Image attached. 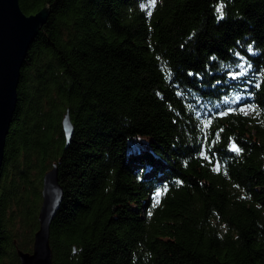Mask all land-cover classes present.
<instances>
[{
	"label": "trees",
	"instance_id": "trees-1",
	"mask_svg": "<svg viewBox=\"0 0 264 264\" xmlns=\"http://www.w3.org/2000/svg\"><path fill=\"white\" fill-rule=\"evenodd\" d=\"M146 1L19 0L49 14L6 135L0 264L31 251L53 163V264H264V0Z\"/></svg>",
	"mask_w": 264,
	"mask_h": 264
},
{
	"label": "water",
	"instance_id": "water-1",
	"mask_svg": "<svg viewBox=\"0 0 264 264\" xmlns=\"http://www.w3.org/2000/svg\"><path fill=\"white\" fill-rule=\"evenodd\" d=\"M48 14L47 7L27 14L21 9L19 0H0V170L6 135L17 103L20 69L29 45ZM61 126L68 144L74 130L68 110L61 119ZM62 197L63 188L59 182L57 164L53 163L42 176L38 227L34 232L31 251L16 250L20 264H53L50 225Z\"/></svg>",
	"mask_w": 264,
	"mask_h": 264
},
{
	"label": "snow or ice",
	"instance_id": "snow-or-ice-1",
	"mask_svg": "<svg viewBox=\"0 0 264 264\" xmlns=\"http://www.w3.org/2000/svg\"><path fill=\"white\" fill-rule=\"evenodd\" d=\"M216 11L219 13L218 19H223V11H222V7L221 8H217ZM234 150L239 151V149H236L235 146ZM217 170H219V166H217ZM157 197L160 195L159 192L156 193Z\"/></svg>",
	"mask_w": 264,
	"mask_h": 264
},
{
	"label": "rangeland",
	"instance_id": "rangeland-1",
	"mask_svg": "<svg viewBox=\"0 0 264 264\" xmlns=\"http://www.w3.org/2000/svg\"><path fill=\"white\" fill-rule=\"evenodd\" d=\"M154 0H147L146 4L151 5Z\"/></svg>",
	"mask_w": 264,
	"mask_h": 264
}]
</instances>
